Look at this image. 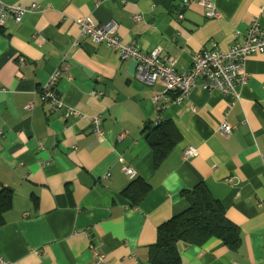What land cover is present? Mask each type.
Segmentation results:
<instances>
[{"label": "crops", "instance_id": "0c3cea01", "mask_svg": "<svg viewBox=\"0 0 264 264\" xmlns=\"http://www.w3.org/2000/svg\"><path fill=\"white\" fill-rule=\"evenodd\" d=\"M210 1L220 16L208 18L200 0H1L39 7L0 26V192L12 191L0 215V254L17 264H152L158 227L188 207L185 190L204 182L239 227L240 244L183 243V263L264 264V50L247 57L236 104L196 86L158 109L153 98L164 86L140 82L135 60L84 36L77 22L113 20L124 43L160 48L183 72L195 52L242 42L255 20L264 28V0ZM65 66V106L53 108L41 90ZM68 108L76 113L66 117ZM164 120L176 142L162 156L149 127ZM224 120L233 126L227 136ZM189 146L197 154L184 158Z\"/></svg>", "mask_w": 264, "mask_h": 264}, {"label": "built area", "instance_id": "2783aa9c", "mask_svg": "<svg viewBox=\"0 0 264 264\" xmlns=\"http://www.w3.org/2000/svg\"><path fill=\"white\" fill-rule=\"evenodd\" d=\"M188 2L191 0H187ZM206 8V16H220L219 9L210 0H200ZM39 5L33 3L30 7L20 5H6L0 0V26L8 19L13 18L15 22H21L25 14ZM180 17L182 15L180 14ZM141 14H136L134 20H140ZM81 33L91 38L96 43L105 42L119 52L123 58H131L136 62V78L147 85L160 83L164 86V93L157 94L153 102L158 109H163L169 102H182L191 92V90L200 86L205 90H218L224 96L229 98V106L236 104L241 99L240 88L248 81V73L245 69V61L249 55L256 51L264 50V28L255 20L245 33L242 42H235L226 50L221 49H203L194 53L192 57L191 69L178 72L176 69V60L163 55L160 48L151 51H143L136 44H127L120 38L115 21L109 20L104 23H97L90 17H81L77 20ZM24 64L25 59H20ZM64 70L57 69L49 78L43 89L41 96L43 101L53 108H63L65 101L58 88V80ZM174 98H170V94ZM26 109L32 110L33 103L26 104ZM76 113L72 108H68L66 117ZM93 131L103 137L104 132L101 128V119L98 116L91 118ZM233 126L226 120L220 124V131L229 135ZM125 136V132L120 137ZM184 158H192L197 154L193 146L187 147L183 152ZM264 164V156H263ZM127 175L134 178L137 175L136 170L131 166L124 168ZM98 262L104 260V254L96 252ZM0 264H17L0 254Z\"/></svg>", "mask_w": 264, "mask_h": 264}, {"label": "trees", "instance_id": "16d2710c", "mask_svg": "<svg viewBox=\"0 0 264 264\" xmlns=\"http://www.w3.org/2000/svg\"><path fill=\"white\" fill-rule=\"evenodd\" d=\"M149 140L163 156L175 144L176 132L171 121L164 120L149 127ZM11 190L3 187L0 192V215L11 203ZM188 207L163 222L157 231V240L150 246L149 258L152 264H184L181 244H203L212 237L221 239L237 249L240 229L226 215L221 200L214 197L206 183L200 182L184 191Z\"/></svg>", "mask_w": 264, "mask_h": 264}]
</instances>
